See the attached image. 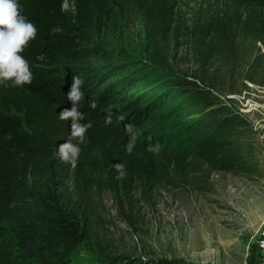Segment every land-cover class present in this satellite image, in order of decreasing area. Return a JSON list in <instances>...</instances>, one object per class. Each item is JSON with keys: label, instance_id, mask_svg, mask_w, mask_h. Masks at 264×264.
Instances as JSON below:
<instances>
[{"label": "trees", "instance_id": "16d2710c", "mask_svg": "<svg viewBox=\"0 0 264 264\" xmlns=\"http://www.w3.org/2000/svg\"><path fill=\"white\" fill-rule=\"evenodd\" d=\"M121 2L139 12L150 45L172 61L181 44L194 69L175 76L140 64L138 74L150 73L157 95L135 93L127 110L104 115L105 94V102L128 96L135 85L109 82L121 74L119 64L104 71L77 63L112 57L92 41L95 31L116 28ZM215 3V9L200 8L188 23L179 0H19L37 33L21 53L32 82L17 86L0 80V264H175L110 255L101 248L76 259L100 218L102 194L112 195L125 215L139 193L179 185L202 189L212 173L258 175L251 124L215 90L213 78L223 72L231 80L245 68L244 80L264 84V0ZM73 75L82 80L81 120L92 125L83 142L71 136V121L58 115L72 106L66 94ZM96 83L105 87L92 89ZM160 110L163 115H156ZM152 116L177 124L176 139L150 143L138 135L133 151H126L124 125L137 128ZM67 139L80 147L75 163L57 154V145ZM157 143L159 151L148 150ZM118 162L125 165L123 178L113 167Z\"/></svg>", "mask_w": 264, "mask_h": 264}, {"label": "rangeland", "instance_id": "374dc122", "mask_svg": "<svg viewBox=\"0 0 264 264\" xmlns=\"http://www.w3.org/2000/svg\"><path fill=\"white\" fill-rule=\"evenodd\" d=\"M208 6L215 9V0H179L180 14L188 23L200 8ZM116 11L119 12L114 22L116 28L95 31L92 41L95 47L104 48L112 57L109 60L86 58L77 63L104 71L119 64L121 74L111 76L109 82L135 85L134 92H129L128 96H115L105 102V94L101 107L104 115L127 110L135 93H142L140 96L148 93V99L157 95V91L152 90L154 87L151 88L150 73L138 74L140 64L148 66L150 72L175 76L194 69L181 44L170 61L168 53H160L148 43L144 21L131 2H125ZM260 69L264 71V63ZM244 71L245 68H238L231 80L220 72L213 82L221 97L231 99L251 124L250 138L258 175L212 173L207 175L202 189L179 185L159 187L144 195L139 193L127 204L125 215L119 212L115 198L104 192L93 235L82 245L76 259H85L101 248L110 255L175 264H254L258 260L257 241L264 228V84L244 80ZM242 85L245 87L241 88ZM97 87L105 86L96 83L92 89ZM239 88L240 93L228 92ZM164 111L156 115H163ZM255 121H258L256 127ZM177 130V124L153 116L136 128L139 138L150 143H173Z\"/></svg>", "mask_w": 264, "mask_h": 264}, {"label": "clouds", "instance_id": "9594fccd", "mask_svg": "<svg viewBox=\"0 0 264 264\" xmlns=\"http://www.w3.org/2000/svg\"><path fill=\"white\" fill-rule=\"evenodd\" d=\"M36 33L35 23L22 14L19 0H0V80H9L17 86L32 82L33 73L29 61L21 53L27 43L35 38ZM81 84L79 75L71 77L66 98L71 101L72 106L63 108L58 115L61 120L71 121V136L78 137L83 142L87 129L92 125L90 121L82 122L81 120L79 102L84 97ZM91 106L95 108L96 102L93 101ZM119 119L123 121L124 117L120 116ZM124 127L129 134L125 149L130 153L136 146L138 133L133 123H127ZM160 147L161 145L157 143L149 145L148 150L159 151ZM79 152V145L74 144L71 139L57 145V154L72 163H75ZM113 167L117 170V178H123L126 175L123 163L118 162Z\"/></svg>", "mask_w": 264, "mask_h": 264}, {"label": "built area", "instance_id": "2783aa9c", "mask_svg": "<svg viewBox=\"0 0 264 264\" xmlns=\"http://www.w3.org/2000/svg\"><path fill=\"white\" fill-rule=\"evenodd\" d=\"M238 112L241 113L242 115L244 113H242L241 109H238ZM258 121L254 122V126H258ZM257 247L259 249V258L258 260L254 263V264H264V228L261 230L259 237H258V241H257ZM244 264H248V263H244Z\"/></svg>", "mask_w": 264, "mask_h": 264}]
</instances>
